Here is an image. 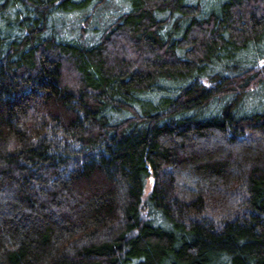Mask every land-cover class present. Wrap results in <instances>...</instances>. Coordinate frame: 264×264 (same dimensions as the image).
Segmentation results:
<instances>
[{
  "label": "trees",
  "instance_id": "obj_1",
  "mask_svg": "<svg viewBox=\"0 0 264 264\" xmlns=\"http://www.w3.org/2000/svg\"><path fill=\"white\" fill-rule=\"evenodd\" d=\"M112 1L0 0V264H264V0Z\"/></svg>",
  "mask_w": 264,
  "mask_h": 264
},
{
  "label": "rangeland",
  "instance_id": "obj_2",
  "mask_svg": "<svg viewBox=\"0 0 264 264\" xmlns=\"http://www.w3.org/2000/svg\"><path fill=\"white\" fill-rule=\"evenodd\" d=\"M111 3H112L111 4L112 9H115L117 7V4L120 3V0H113ZM107 11H108V7H107ZM13 22H14V17L11 16V15L10 16H7L6 17V20L0 21V28L1 29H5V25L6 24H8V23L9 24H12ZM261 63L264 64L263 59L261 60ZM260 94L257 97V99H255L254 101H252L251 103H249L250 108H256V109H258V108H262L264 106V98L262 96L263 94H261V95Z\"/></svg>",
  "mask_w": 264,
  "mask_h": 264
}]
</instances>
